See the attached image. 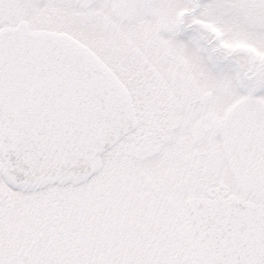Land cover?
I'll use <instances>...</instances> for the list:
<instances>
[{
  "label": "snow or ice",
  "instance_id": "6c2138e0",
  "mask_svg": "<svg viewBox=\"0 0 264 264\" xmlns=\"http://www.w3.org/2000/svg\"><path fill=\"white\" fill-rule=\"evenodd\" d=\"M0 264H264V0H0Z\"/></svg>",
  "mask_w": 264,
  "mask_h": 264
}]
</instances>
